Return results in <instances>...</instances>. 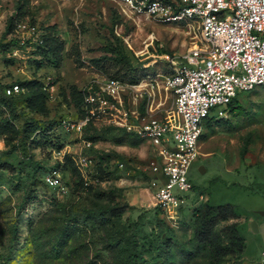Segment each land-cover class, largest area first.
I'll use <instances>...</instances> for the list:
<instances>
[{"label": "rangeland", "instance_id": "rangeland-1", "mask_svg": "<svg viewBox=\"0 0 264 264\" xmlns=\"http://www.w3.org/2000/svg\"><path fill=\"white\" fill-rule=\"evenodd\" d=\"M193 36L179 22L122 17L110 0H0V264H264V86L202 121L192 188L173 218L155 205L158 174L147 166L160 152L147 140L101 117L81 134L66 125L84 115L76 91L115 76L160 92L174 126L163 80L185 62ZM13 84L20 90L7 94ZM82 138L94 143L83 153L95 156L84 170L75 152ZM107 153L109 163L97 162ZM52 171L58 187L45 182ZM203 204L235 212L212 227L215 254L193 240ZM232 227L244 238L241 254L225 250Z\"/></svg>", "mask_w": 264, "mask_h": 264}, {"label": "built area", "instance_id": "built-area-1", "mask_svg": "<svg viewBox=\"0 0 264 264\" xmlns=\"http://www.w3.org/2000/svg\"><path fill=\"white\" fill-rule=\"evenodd\" d=\"M110 1L122 17L145 16L164 24L179 22L194 30L185 62L174 65L163 80L173 93V112L178 121L171 125L160 92L141 91L147 83L110 76L95 78L82 89L84 115L66 125L81 134L93 117H101L107 124L147 140L160 152V157L147 166L158 174L151 182L156 187L155 205L164 216L173 218L174 207L183 201L181 191L192 188L187 171L198 154L202 121L214 108L226 107L238 93L264 86V0ZM19 90V85L13 84L6 93ZM143 92L147 97L139 101ZM81 141V148L75 152L79 168L84 170L94 157L82 149L94 143L85 138ZM123 165L116 160L118 168ZM44 179L52 187L61 185L56 171L47 173Z\"/></svg>", "mask_w": 264, "mask_h": 264}, {"label": "trees", "instance_id": "trees-1", "mask_svg": "<svg viewBox=\"0 0 264 264\" xmlns=\"http://www.w3.org/2000/svg\"><path fill=\"white\" fill-rule=\"evenodd\" d=\"M111 77H115V76H111ZM117 78H120V77H117ZM120 79L125 80L123 78H120ZM76 92L77 93H76L75 97H76L77 103H79V106H80L83 102V91L78 89ZM240 93H238V95ZM238 95L235 98H233V100L229 104H227V107L234 108L235 106H237ZM109 128L119 130L120 132H123L125 134H130L132 137L141 138L136 133H134L132 131H127L126 129L121 128V127H117V126L112 125V126H109ZM97 138H98V136H93L92 141L97 140ZM118 141H119V139H118ZM134 142L138 143V140H136ZM92 147L93 146H91L88 150H92ZM111 156H112V154H109V153H107L106 155H103V154L97 155V162H101V163L105 162V164L109 163ZM116 156L118 157L120 155L117 154ZM93 157L95 158V156H93ZM121 161L124 162V159H122ZM114 168L118 169V167L116 165ZM108 170H109V172L115 171V169H108ZM234 215H235L234 209L231 207V205H227V204H218V205L203 204L200 207H196L194 209V214H193V216H194V224H193L194 225V227H193V240H194V242L198 245L199 244L200 245L207 244L209 246L210 251L214 254H215V252H218V250H217L218 245L216 243L215 244L212 243V240H211L212 227L219 219H225L227 217H231ZM232 228H233V230H232L233 242L229 243V245L226 246L225 250H228L230 252L235 251L238 254H241L242 249H243V244H244V238L236 228H234V227H232Z\"/></svg>", "mask_w": 264, "mask_h": 264}, {"label": "water", "instance_id": "water-1", "mask_svg": "<svg viewBox=\"0 0 264 264\" xmlns=\"http://www.w3.org/2000/svg\"><path fill=\"white\" fill-rule=\"evenodd\" d=\"M201 170H202V169H201ZM260 213L264 215V210L260 211ZM250 228H251L253 231H256V230H257V226H256L255 221H251V223H250Z\"/></svg>", "mask_w": 264, "mask_h": 264}]
</instances>
